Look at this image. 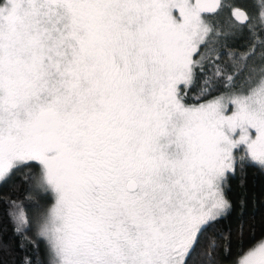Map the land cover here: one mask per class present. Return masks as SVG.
<instances>
[{
  "label": "snow or ice",
  "instance_id": "1",
  "mask_svg": "<svg viewBox=\"0 0 264 264\" xmlns=\"http://www.w3.org/2000/svg\"><path fill=\"white\" fill-rule=\"evenodd\" d=\"M245 164L264 170V0H0V183L52 200L9 205L36 264H218L198 246ZM229 255L264 264V236Z\"/></svg>",
  "mask_w": 264,
  "mask_h": 264
},
{
  "label": "trees",
  "instance_id": "2",
  "mask_svg": "<svg viewBox=\"0 0 264 264\" xmlns=\"http://www.w3.org/2000/svg\"><path fill=\"white\" fill-rule=\"evenodd\" d=\"M246 50L247 48H238V51ZM195 91L193 89V93ZM193 93H189V96ZM213 95H219V92ZM192 102L190 99L189 103ZM224 190L231 208L227 215L203 234L198 246V250L206 253L215 239L218 248L214 255L220 257L218 264H230L232 259V255L223 256L226 238L230 237L231 253L234 255L240 243L241 230L245 247L252 242L253 237L259 239L264 236V170L252 164H245L243 167L238 165L235 173L228 175ZM13 201L19 206L15 211L22 210L26 217L32 219L38 206L48 207L52 200L42 192L30 189L22 179V173H16L7 182L0 183V264H24L25 257L31 258L33 264H36L37 259L45 258L44 242L37 240L33 243L25 239L23 234H15L14 224L8 215L9 205ZM35 231L33 226L26 235L34 239Z\"/></svg>",
  "mask_w": 264,
  "mask_h": 264
},
{
  "label": "rangeland",
  "instance_id": "3",
  "mask_svg": "<svg viewBox=\"0 0 264 264\" xmlns=\"http://www.w3.org/2000/svg\"><path fill=\"white\" fill-rule=\"evenodd\" d=\"M177 15H178V13H177Z\"/></svg>",
  "mask_w": 264,
  "mask_h": 264
}]
</instances>
